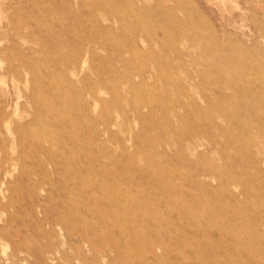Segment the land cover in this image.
I'll use <instances>...</instances> for the list:
<instances>
[{
  "label": "rangeland",
  "instance_id": "obj_1",
  "mask_svg": "<svg viewBox=\"0 0 264 264\" xmlns=\"http://www.w3.org/2000/svg\"><path fill=\"white\" fill-rule=\"evenodd\" d=\"M0 167V264H264V0H0Z\"/></svg>",
  "mask_w": 264,
  "mask_h": 264
},
{
  "label": "bare ground",
  "instance_id": "obj_2",
  "mask_svg": "<svg viewBox=\"0 0 264 264\" xmlns=\"http://www.w3.org/2000/svg\"><path fill=\"white\" fill-rule=\"evenodd\" d=\"M17 6V5H16ZM19 6V5H18ZM237 8V7H236ZM22 9V8H21ZM171 10H173V8H172V6H167V10L166 11H171ZM194 10H196V12L198 13V15H199V18H200V21H202L203 22V20H204V14H203V11H201L200 10V8L199 7H196V8H194ZM92 11V10H91ZM166 13L167 12H162V14L163 15H166ZM178 21H180V20H178ZM90 30V29H89ZM181 33L182 34H186L187 33V31H182L181 30ZM218 38V37H217ZM203 40V39H202ZM225 40H227V38H225ZM220 41V40H219ZM100 42V41H99ZM228 42L230 43V45H232V43H231V41L230 40H228ZM115 43V42H114ZM223 44V43H222ZM5 48V47H4ZM4 48H3V50H4ZM157 50V49H156ZM159 51H160V49H159ZM93 56V55H92ZM84 57V56H83ZM104 57V56H103ZM90 58V57H89ZM71 60V59H70ZM69 60V61H70ZM95 60V59H94ZM67 61V60H66ZM82 65V64H81ZM46 67H47V65H46ZM71 67H72V71H71V74L73 75V76H76L77 74H78V72H79V69H80V66H79V62H78V58H75V59H73V61H72V64H71ZM95 68V67H94ZM43 69V68H42ZM64 73H66V72H64ZM66 82H72L73 83V79L72 78H69V77H67V74H66V76H65V79H64ZM110 99V98H109ZM110 101H112V100H110ZM6 105H7V103L5 104V107H6ZM6 111V110H5ZM35 117H37V116H35ZM7 125H8V128L11 130V125H10V121L8 120V122H7ZM106 129H108V127H106L105 128V130ZM97 132H98V134L100 135V131H98L97 130ZM122 132V131H121ZM40 148L41 149H45V147L41 144L40 145ZM120 150V149H119ZM118 150V151H119ZM90 167V166H89ZM190 169V168H189ZM3 170V167H0V172ZM9 171H7L6 170V174L8 173ZM99 179V178H98ZM100 180V179H99ZM87 181V180H86ZM85 184V183H84ZM90 185V184H89ZM89 189V188H88ZM115 191V190H114ZM156 196V195H155ZM4 199V198H3ZM121 199V198H120ZM125 205V204H124ZM162 208V207H161ZM1 209V208H0ZM114 212H115V210H114ZM111 213V212H110ZM92 217V216H91ZM90 217V218H91ZM102 217V216H101ZM138 217V216H137ZM49 227V226H48ZM61 228V227H60ZM93 228H95V227H93ZM51 230V229H50ZM155 231V230H154ZM218 235V234H217ZM3 236H4V234H3ZM5 238V237H4ZM68 238H69V236H68ZM82 244H83V246H90L91 244H90V240L89 239H85V238H82ZM178 247H179V245H178ZM76 248V250H78V251H80L81 250V247H79V246H76L75 247ZM48 250H49V253L51 252L52 254H54L55 253V250H54V248H48ZM192 251V250H191ZM194 251V250H193ZM166 254V253H165ZM154 256V255H153ZM43 257H44V259H48L47 258V254H46V252H44L43 251ZM50 257L52 258V259H54V257L53 256H51L50 255Z\"/></svg>",
  "mask_w": 264,
  "mask_h": 264
}]
</instances>
